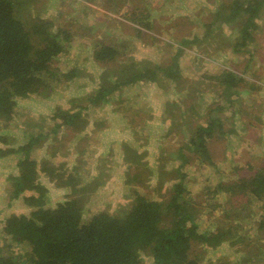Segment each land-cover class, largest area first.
<instances>
[{
  "label": "rangeland",
  "instance_id": "1",
  "mask_svg": "<svg viewBox=\"0 0 264 264\" xmlns=\"http://www.w3.org/2000/svg\"><path fill=\"white\" fill-rule=\"evenodd\" d=\"M126 1L25 0L22 5L25 18H33L34 22L40 18L53 25L54 31L65 29L74 38L56 66L64 73L79 68L78 76L57 87L49 98L35 95L18 100L16 117L9 123H0V148L20 149L27 144L29 132L36 136L47 123L48 130L53 127L54 121L51 118L45 121V117L55 110L67 109L74 99L75 104H85L96 96L101 84L114 89L108 98L104 97L109 104L91 112V120L103 122L95 127L96 131L85 129L84 137L76 140L74 130L63 127L32 152L36 160L48 162L54 170L60 169L66 174L76 171L73 177L80 183L79 187L90 184L84 207L87 215L128 206L127 197L137 185L143 186V191L152 197L169 198L173 179L178 176L180 149L191 158V165L182 167L181 173L193 195L204 194L206 186L213 187L221 180L236 179L235 167L239 168L240 175L247 176L264 165V14L258 20L260 24L248 51L237 53L232 45L238 36L233 26L238 20L230 24L216 21V11L223 0H134L129 4ZM136 5L143 11L150 9L156 17L152 20V31L139 34L138 25L124 18L127 9ZM207 26L215 29L216 36H206ZM196 35L205 42L186 46L179 59L182 67L177 81L163 77L158 82L143 80L116 85L117 79L126 78L132 68L169 64L178 52L181 39H193ZM114 41L120 45L130 43L128 50L133 56L114 63L94 61L98 44ZM222 70L245 77L242 88L248 92L234 103L224 102L221 86L216 87L218 94L210 86L209 76ZM217 107L223 109L211 113ZM212 119H215L216 136L209 140V149L217 164L203 166L195 162V154L187 150V145L197 129ZM221 120L226 134L221 133ZM124 145L137 147L148 163L129 171L131 176L144 175V185L126 184L128 167L122 154ZM17 167L16 156L0 160V222L12 214L30 212L22 199L11 200L8 196L14 181L10 177L18 174ZM148 177H152L150 182ZM40 183L47 188V206L56 207L71 192L69 188L57 187L43 175ZM257 212L261 220L258 205ZM259 220L256 224L244 222V229L253 233L259 228ZM201 221L211 228L210 216L203 215ZM2 241L0 232V245ZM237 248L225 244L215 252L206 251V259L201 264L236 263L242 256ZM16 249L24 251L20 246ZM193 253H198L197 248ZM142 257L143 264H150L149 256Z\"/></svg>",
  "mask_w": 264,
  "mask_h": 264
},
{
  "label": "trees",
  "instance_id": "2",
  "mask_svg": "<svg viewBox=\"0 0 264 264\" xmlns=\"http://www.w3.org/2000/svg\"><path fill=\"white\" fill-rule=\"evenodd\" d=\"M131 1L134 0L126 2ZM24 2L0 0V123H9L16 117L18 100L35 95L49 98L57 87L73 81L79 71V68H72L64 73L56 66L74 38L65 29L54 31L53 25L40 18L35 22L33 18H25L22 14ZM145 9L143 11L136 5L129 7L128 15H124L125 19L138 25L139 34L152 31V20L156 18L150 9ZM218 9L215 15L218 24L238 20L233 25L238 34L232 45L233 51H248L249 43L255 39L257 24H260L258 20L264 14V0H223ZM206 36H216L215 29L207 26ZM181 40L178 52L169 64L136 66L139 69L132 68L126 78L120 76L116 85L143 80L158 82L163 77L177 81L182 67L179 59L186 46L205 42L197 35L193 39ZM128 45L130 43L101 42L93 59L100 64L121 62L123 58L133 56ZM209 77L210 86L217 94L216 87L221 86L220 95L225 103H234L248 92L242 88L245 77L240 73L222 70ZM100 86L96 96L85 104H75L74 99L67 109L59 108L45 117V121L49 118L54 121L53 127L48 130L47 123L36 136L28 131L31 136L25 146L20 149L0 148V160L17 157L18 174L10 177L14 181L8 196L11 200L22 199L30 209L27 215L12 214L0 222L3 240L0 264H143L142 255L150 257V264H201L206 259V251L215 252L225 244L238 247V252L242 253L238 263L232 264L264 262V165L253 169L247 176L240 175L239 168L235 167L236 179L221 180L213 187L206 186L204 194L193 195L181 173L182 167L191 165V158L180 149L178 158L181 162L176 168L178 176L172 178L175 182L169 198L152 197L143 191V186L137 185L127 197L128 206L116 211L103 209L86 214L84 207L90 184L79 187L80 183L77 184L73 177L76 171L66 174L58 168L54 170L48 162L36 160L32 152L63 127L73 129L76 140L84 137L85 129L96 131L95 127H100L103 122L91 120V112L106 107L109 103L104 97L108 98L114 91L111 86ZM222 109L217 107L211 113ZM222 122L221 133L226 134ZM24 125L28 127L29 123L24 122ZM215 130V119H212L197 129L187 145L199 165L217 164L209 149V140ZM122 154L128 167L126 184L144 185V175H129L130 169L148 165L144 156L137 147L133 149L129 145H124ZM42 175L57 187L71 191L56 207L45 203L47 188L40 183ZM147 180L150 182L152 177ZM157 189L160 191V186ZM257 205L262 213L261 220L257 216ZM203 215L212 218L211 228L204 226ZM257 220L258 230L250 234L249 229H244V222L256 224ZM18 246L24 251L17 250ZM195 248L197 254L193 253Z\"/></svg>",
  "mask_w": 264,
  "mask_h": 264
}]
</instances>
